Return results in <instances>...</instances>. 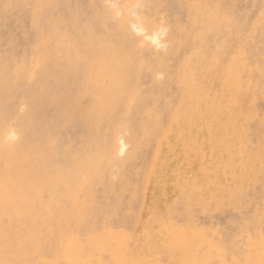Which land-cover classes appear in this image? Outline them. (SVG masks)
<instances>
[{
    "label": "rangeland",
    "instance_id": "1",
    "mask_svg": "<svg viewBox=\"0 0 264 264\" xmlns=\"http://www.w3.org/2000/svg\"><path fill=\"white\" fill-rule=\"evenodd\" d=\"M126 2L130 5L124 9ZM45 4L46 9L39 0H0V101H11L21 115L31 109V117L27 114L24 121L12 111L0 112L6 143L28 147L24 161L16 164L15 155L0 144V264H264V0H45ZM193 8L206 12H200L202 17L199 13L202 25L196 29ZM125 13L136 38L145 34L139 14L158 24L157 39L144 43L152 42L156 73L143 66L151 56L144 44L128 53L143 59L117 86L125 89L124 104L110 123L116 130L117 159L110 164L108 156L100 169L108 171V185H98L90 199L98 218L92 227L91 219L78 228L72 225L69 232L78 239L74 241L64 238L62 226H53L52 213V236L62 246L57 245L52 250L56 258L47 261L39 242L50 241L49 234L39 230L37 211L53 201L36 193V175L48 173V167L67 153L70 158L87 156L93 145H105L103 134L94 129L101 127L104 133L105 126L94 119L86 125L72 115L68 120L47 118L42 112L48 105L40 97L53 96L62 107L73 96L88 101L81 89L87 60L107 59L112 65L118 56L114 48L130 47L118 45L122 37L115 22ZM215 54L218 64L211 67L205 60ZM76 55L82 58L76 61ZM196 63L207 67L203 74L204 66ZM185 64L197 70L196 86L182 84L188 81ZM208 73L214 75L212 83ZM194 91L207 100L200 102V109ZM104 93L94 96L103 98ZM185 96L190 107L170 119L169 108L181 109ZM154 110L159 118L152 115ZM29 119L36 121L35 131L29 130ZM8 126L23 130L12 133ZM142 127L153 129V136L144 137ZM128 128L140 144L131 155L133 146L122 149ZM89 130L93 140L82 136ZM31 161L34 171H29ZM65 183L54 188L57 197L65 193ZM11 189L21 191V196L7 198L4 192ZM71 199L75 205L80 201ZM72 205L75 220L81 212Z\"/></svg>",
    "mask_w": 264,
    "mask_h": 264
},
{
    "label": "bare ground",
    "instance_id": "2",
    "mask_svg": "<svg viewBox=\"0 0 264 264\" xmlns=\"http://www.w3.org/2000/svg\"><path fill=\"white\" fill-rule=\"evenodd\" d=\"M39 2L42 4V6H44L46 9L47 5L45 4V0H39ZM137 4V3H136ZM39 5V4H38ZM130 5L129 2L124 3V9L128 8ZM37 7V6H36ZM40 8V7H39ZM38 9V8H37ZM36 9V10H37ZM194 9V15L192 17V28L196 29L197 27L201 26L202 23L199 21V10H197L196 8ZM34 11V10H33ZM43 11V10H42ZM39 12V11H38ZM127 12V11H126ZM203 12V11H202ZM203 13L206 14V12L204 11ZM204 14V16H205ZM128 15L127 13H125L124 15L121 16L120 19L116 20L115 24L119 27L116 26V30L117 33L120 37H122L121 42L118 43V45L121 46H130L128 47L127 50L123 49H119V48H114V53L118 56H115V60L113 59L112 65H110V63H108L106 60H98L96 61H92L91 59L87 60L89 67L87 68L86 71V76L83 79V83L84 85H81V89L83 90V92L86 94L88 101H82L81 100V96H73L71 98H68V104L64 107L59 106L57 104V99L53 96H50L48 99H46V97L44 95V97H40L41 99H43L44 101L42 102V104L47 103L48 107L47 108H43L44 111L42 112V115H45V117L47 118H55V116H59V118H62L63 120H68L69 117L68 115H72L71 118L74 119H81L84 122V124H88L90 123L91 119L96 120L95 124H101L102 122H104L102 124V126L104 125L105 127H102L104 129V133L103 131H101V127H96L94 128L95 131H97L98 133L103 134V138H104V143L105 145H93L95 147H90L89 152L87 154V156H73V158H70V153H67V155H65V157L63 159H60L58 162L55 161V164H51L52 166L55 165L54 167H48L50 171H48V173H42V174H37L36 175V179L39 182V185L37 186V190L36 191L37 194H39L40 196H43L45 198V200H50L53 201V203L51 205H45L43 208H41V206L38 208L37 211V216L38 217V222H39V230L47 231L48 235V239L50 241L49 244L48 242L43 241L42 239L40 240L39 244L42 247V251L45 255L46 253V258L47 261H51L54 260L56 258L57 252L52 251L54 248H59L60 246H62V244L60 245V242H56L54 237L52 236L53 233V227L50 224L51 220L53 219L52 215L55 213V218L52 220L54 221L53 226L59 225L62 226V229H60L61 233H64V238L65 239H72L74 241H78L77 236L73 235L69 228L73 225L74 228H78V224L79 223H84V222H88L89 219H91V223L89 224L90 227H92V220L95 221L98 214V211L96 210L97 207L96 205H94L93 203V199L90 201L91 198L93 197V193L95 192V189L97 188L98 185H104L107 187V172H101L100 169L101 167L103 168L107 161H108V156H110V164L114 161H116L117 157H116V146H117V140L116 137L114 136V133H116L115 128L112 127V121H113V117L116 115L117 111L120 108V105L124 104V96H125V89L122 87H117L120 85V78L125 76V73L132 69V67H134L135 63L139 64L138 61H140V59H143L141 57V55L139 56L137 54L136 55H132L128 54L131 51L132 52H137L136 48L137 46L141 44H144L146 41L145 39H147V41H155L157 39V32H156V28L158 26V24H152L143 14H139L138 15V22L140 23V28L142 32H145V34L143 35L142 39L140 38H136L133 33L131 32V22L130 19H128V17L126 16ZM41 16V15H40ZM44 16V14L42 15ZM42 16L40 18H42ZM54 16V15H53ZM200 16L202 17V14L200 13ZM39 17V16H38ZM200 17V18H201ZM39 18V19H40ZM52 18V17H51ZM162 18V17H161ZM53 19V18H52ZM158 19V18H157ZM163 19V18H162ZM55 20H58L55 18ZM54 20V22H55ZM203 20V19H201ZM38 21V20H37ZM39 22V21H38ZM37 22V23H38ZM53 22V21H52ZM156 22V21H155ZM59 24V23H58ZM57 24V25H58ZM197 26V27H196ZM38 27V26H37ZM36 28V27H35ZM51 31V29H50ZM41 34H43L41 32ZM40 34V36L42 37V35ZM48 34H46L47 36ZM89 35V34H88ZM142 36V35H141ZM84 37V36H83ZM95 40V38H94ZM92 40V41H94ZM143 40V41H142ZM91 41V42H92ZM47 42V41H46ZM49 43V42H47ZM46 43V45H47ZM58 43V42H57ZM73 43V42H72ZM93 43V42H92ZM96 43V42H95ZM152 42H148L146 44H144L145 46H143V48L145 49V51L149 52L151 51V56L150 59L146 58L143 61V66L149 67V71H151L152 73H156L155 70V55L153 54L152 50V46H151ZM45 44V43H44ZM101 44V43H100ZM103 44V43H102ZM49 45V44H48ZM67 45V43H66ZM76 45V44H75ZM110 44L107 43L106 46H109ZM96 46V45H95ZM99 46V44H98ZM94 47V46H93ZM97 47V46H96ZM114 47V46H113ZM41 48V45H40ZM173 48L175 49V46H173ZM36 49V48H35ZM72 48H70L71 51ZM91 49V48H90ZM40 50V49H39ZM150 50V51H149ZM34 51V50H33ZM36 51V50H35ZM34 51V52H35ZM44 51V50H43ZM59 51V50H58ZM57 51V52H58ZM67 51V50H66ZM64 51V52H66ZM112 51V50H111ZM33 52V53H34ZM39 52V51H38ZM46 52V51H45ZM49 52V50H48ZM60 52V51H59ZM68 52V51H67ZM104 52V51H103ZM102 52V53H103ZM113 52V51H112ZM123 52H127L124 55H120V53ZM50 53V52H49ZM61 53V52H60ZM71 54V52H68ZM78 53V52H77ZM97 53V52H96ZM110 53V52H109ZM62 55L65 53H61ZM105 54V52H104ZM113 54V53H112ZM108 55V54H107ZM111 55V54H110ZM109 55V56H110ZM61 55H59L60 57ZM120 56V57H119ZM218 55H211L210 57H208L209 59L205 60V63L207 61V65H210L212 67L213 64H215L216 62H218ZM58 57V58H59ZM62 57V56H61ZM67 57V56H66ZM71 57V55H70ZM69 57V58H70ZM85 57V55H83V58ZM99 58V56H97ZM35 58V57H34ZM68 58V59H69ZM82 56L80 55H76V61H78L79 59H81ZM94 58V56H93ZM110 57H108L109 59ZM113 58V57H112ZM60 59V58H59ZM67 59V58H66ZM65 59V60H66ZM100 59V58H99ZM71 61V66L73 65V61L72 59ZM65 62V61H64ZM96 63V68L94 67V64ZM191 63V62H189ZM198 66H200L199 64L201 63H196ZM218 64V63H216ZM202 65V64H201ZM70 66V65H69ZM192 64H185L183 66V71H187L188 73V78L186 80L188 81H184L182 80V84L186 87L189 86L190 83H192V87L195 85L196 86V82L195 80L197 78L198 72L197 70L195 72H193L192 68ZM204 66V65H202ZM143 67V68H144ZM144 68V69H145ZM203 69H201V67L199 69H201V73L203 74V71L206 70L207 67H202ZM68 69V68H67ZM198 69V70H199ZM70 70V67H69ZM74 71H76V69H74ZM69 72V74H74L75 72ZM211 72V71H210ZM213 72V71H212ZM186 73V74H187ZM205 74V73H204ZM207 74V72H206ZM218 74V73H217ZM114 76V77H113ZM131 76V75H130ZM208 76H210L209 80L211 81V83L213 82V76L210 73H208ZM74 79L78 78V74H76V76H73ZM205 77V76H204ZM70 77H68L66 79L69 80ZM126 78V77H125ZM124 78V79H125ZM217 78V77H216ZM123 79V78H122ZM130 80V77L126 78ZM125 79V80H126ZM173 79L175 80V76H173ZM127 81V80H126ZM125 82V81H124ZM92 83V84H91ZM111 83V84H110ZM219 83H221L222 86H224V88H226L228 86V83H223V81H220ZM127 83H124V85ZM200 84V83H199ZM123 85V86H124ZM109 90V92L106 94V91ZM111 91V92H110ZM99 93V92H105L103 98L96 95L94 96V93ZM193 95V93H192ZM102 99L99 102L96 101L97 98ZM39 97L36 99H33L34 102H38ZM194 98L198 99L197 100V108L200 109L202 107V105L200 104V102H202L203 104H205V102H207L206 98L200 94L194 91ZM187 96H185V103H183L184 105L181 106L180 108H172V106L169 108V114H170V119H174V117L177 114H181V112L183 110H186L190 107L189 104H187ZM29 103L24 104L25 106H28ZM56 107L58 108H55ZM41 109L40 107L37 108V110ZM174 109V110H173ZM29 108L26 109V114L25 115H21L19 114V110L16 109V106L14 105V103H12L11 101H5L2 100L0 101V112H8L10 113L11 111L13 112V116L17 119H22L23 121L26 118V115L28 113H30ZM36 111V110H34ZM58 112V114H57ZM159 111L154 110L152 111V115L159 118ZM34 113V112H32ZM30 115V114H28ZM25 117V118H24ZM31 117V115L29 116V118ZM77 117V118H76ZM29 130H36L37 129V123L35 120L33 119H29ZM128 120V119H127ZM109 123V124H108ZM241 123H243L241 121ZM114 124V121H113ZM237 124V123H236ZM51 126V125H49ZM49 126H47V128H49ZM10 132L12 133H19L21 132V130H23L20 127H13V126H8ZM28 130V129H27ZM94 131V132H95ZM144 137L146 135H148L149 133H151L150 136H153L154 134V130L153 129H147L146 127H142V130ZM88 133H86L87 135L83 134L82 136H85L86 139L89 138L91 140H93L92 138H94V136L91 137L90 133L91 131H87ZM106 132V133H105ZM109 132V135L108 133ZM126 133L128 134V136H126L122 142V149H125L127 145H131L134 147L133 152H131L129 155H131L132 153H134L136 150H138V146H140V144L135 143L136 142V138H137V134L136 133H132V131L130 130V128H128L126 130ZM95 133H93L94 135ZM109 137H111L109 139ZM96 138V137H95ZM99 138V137H98ZM101 138V137H100ZM6 136L4 134V132L0 129V144L3 146L5 145L4 150L6 152H8L10 155H15V157L17 158L16 160V164L20 163L21 161L23 162V158L26 155L27 151H28V147H24V148H16L15 145L10 144V143H6L5 141ZM102 140V139H100ZM96 142V140L94 141ZM103 143V141H102ZM49 145V143H48ZM92 145V144H91ZM50 146V145H49ZM53 145H51L52 147ZM104 149H103V148ZM103 150H105L103 152ZM30 149H29V153H30ZM35 153V151H33ZM118 154V153H117ZM29 155V154H28ZM226 158V157H225ZM124 160H118V162L120 164H122ZM34 161H31V166L29 168V171H34L36 169V166L33 164ZM52 163V161H51ZM109 164V165H110ZM50 165V166H51ZM108 165V166H109ZM84 168V172L82 171V169ZM121 168V167H120ZM23 170V169H22ZM116 171V170H115ZM23 172V171H22ZM132 174V173H131ZM26 175H29L26 174ZM115 176V175H114ZM119 177V176H118ZM25 178H27V176H25ZM30 179V178H29ZM10 180V179H9ZM14 180V178H13ZM17 181V180H16ZM15 181V182H16ZM46 183H45V182ZM62 181L68 182L65 183L67 184V189L65 190L64 194H61L59 197L56 196L54 191V188L58 185L61 184ZM12 182V180H11ZM8 183V182H7ZM13 183V182H12ZM28 183V182H27ZM29 184V183H28ZM27 184V185H28ZM50 184V185H49ZM46 185H49L46 186ZM26 185H24L25 187ZM10 186H8L9 188ZM30 187V186H29ZM182 189V188H181ZM12 190V189H11ZM6 191V190H4ZM21 192V191H20ZM19 191H6L4 192V194L7 196V198H19L21 196V193ZM70 194H72L70 196ZM11 195V196H10ZM76 196V197H74ZM3 197V196H2ZM80 198L79 202H77L78 204H76V202L74 203L72 201L71 198ZM186 199V198H185ZM182 201V200H181ZM21 202V201H20ZM179 202V201H178ZM5 203V202H4ZM19 202H16V204ZM182 203V202H181ZM180 203V204H181ZM185 203V202H184ZM199 203V202H198ZM9 204V203H8ZM42 204V203H41ZM75 206H79V211L80 216H76V219L73 221L71 220V214L73 213V205ZM31 205V204H30ZM19 206V205H17ZM43 206V205H42ZM98 206V205H97ZM174 205H172L173 207ZM227 206V205H226ZM22 207V206H21ZM180 207V206H179ZM225 208V207H224ZM223 209V208H222ZM77 210V209H76ZM128 210V209H127ZM158 210V209H157ZM184 210V209H183ZM221 210V209H220ZM224 210V209H223ZM174 211V210H173ZM176 211V210H175ZM179 211V210H178ZM196 211V210H195ZM20 213V211H18ZM17 212V213H18ZM76 212V211H75ZM181 212V211H180ZM5 213V212H4ZM53 213V214H52ZM77 213V212H76ZM216 213V212H215ZM218 213V212H217ZM176 214V213H175ZM178 214V213H177ZM228 214V213H226ZM11 215V214H10ZM10 215L8 217H10ZM17 215V214H16ZM15 215V216H16ZM222 215V214H221ZM142 216V214H141ZM142 218V217H141ZM261 220V219H260ZM259 220V221H260ZM228 221V219H227ZM252 221V220H251ZM250 221V222H251ZM264 221V220H263ZM252 223V222H251ZM81 225V224H80ZM106 226V225H105ZM20 228V227H19ZM231 228V227H230ZM29 229V228H28ZM38 229V228H37ZM150 230V229H149ZM29 231V230H28ZM136 231V230H135ZM59 233V232H58ZM60 233V235H61ZM30 234V233H29ZM59 236V235H58ZM234 236V235H233ZM26 240V239H25ZM61 240V239H60ZM63 241V240H62ZM68 241V240H67ZM62 243H66V241L62 242ZM87 242L83 243L86 244ZM60 245V246H57ZM66 245V244H65ZM64 245V246H65ZM263 245V244H262ZM56 246V247H55ZM88 246V244H87ZM40 247V246H38ZM50 247V249L47 251V248ZM110 247V246H108ZM62 248V247H61ZM46 249V250H45ZM65 249V247L63 248ZM94 249V248H93ZM33 250V249H32ZM38 250V248H37ZM58 250V249H56ZM62 250V249H61ZM59 250V251H61ZM41 251V252H42ZM6 252V251H5ZM62 252V251H61ZM76 252V251H75ZM28 253V252H27ZM60 253V252H59ZM77 253L76 252V256L77 257ZM35 254V253H34ZM10 255V254H9ZM71 255V253H70ZM75 255V254H74ZM30 256V255H29ZM59 256H61L59 254ZM86 256V255H85ZM84 256V257H85ZM63 257V256H61ZM87 257V256H86ZM59 258V257H58ZM91 259V258H90ZM89 259V260H90ZM44 261V260H43ZM69 261V260H68ZM88 261V260H87ZM99 263V261H98ZM10 264V263H9ZM33 264V262H32ZM101 264V263H100Z\"/></svg>",
    "mask_w": 264,
    "mask_h": 264
}]
</instances>
